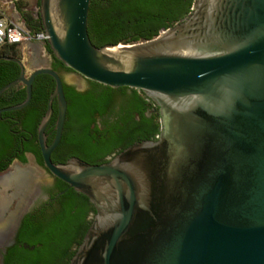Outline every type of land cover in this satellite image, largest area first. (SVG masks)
<instances>
[{"label": "water", "instance_id": "95a60500", "mask_svg": "<svg viewBox=\"0 0 264 264\" xmlns=\"http://www.w3.org/2000/svg\"><path fill=\"white\" fill-rule=\"evenodd\" d=\"M88 1L38 0L50 53L86 79L139 90L159 130L100 163L52 162L61 81L43 66L23 76L6 57L20 72L0 92L19 81L25 94L3 110L29 101L36 74L53 79L35 128L41 166L93 207L67 264H264V0H192L153 37L100 46L86 33Z\"/></svg>", "mask_w": 264, "mask_h": 264}, {"label": "trees", "instance_id": "16d2710c", "mask_svg": "<svg viewBox=\"0 0 264 264\" xmlns=\"http://www.w3.org/2000/svg\"><path fill=\"white\" fill-rule=\"evenodd\" d=\"M192 0H89L86 12L85 28L88 39L94 46L122 41L124 43L149 39L159 30L171 26L185 15ZM38 0H35L37 6ZM20 15L28 28L40 30L39 18L32 17L18 7ZM7 47H15L9 45ZM46 76L36 74L34 82L45 80ZM99 86L97 95H105L111 100L109 106L116 119L103 120V133L99 140L91 143L87 139V118L92 104L88 97L81 96L69 102L67 108L68 132L65 139L70 143L68 148L76 146L84 149L83 157L88 163H99L104 156L116 152L130 143L142 139H153L159 130L158 114L156 109L145 114L151 108V102L134 88L120 86L119 89L91 82ZM33 85V84H32ZM52 83L42 96L41 110L45 108V100ZM24 97V90H19ZM65 97L67 93L63 89ZM119 95L115 103L114 97ZM98 97V96H97ZM34 98L31 87V101ZM27 106L28 114L23 119V126L35 132L38 115H35ZM54 106V104H53ZM102 110L99 109V112ZM136 115V118L133 117ZM77 128H81L77 130ZM41 164L37 148L25 147ZM19 159L24 161V157ZM55 162V161H53ZM5 163L0 165V169ZM54 187L63 192L59 194L61 204L58 209L46 211L39 208L31 217L23 220L19 229V238L31 249H22L21 254L14 260V264H67L73 252V247L79 241L84 231V215L87 198L74 191L61 180L55 178ZM85 201V202H84ZM90 206V205H89ZM84 224V225H83ZM76 235L79 238H76Z\"/></svg>", "mask_w": 264, "mask_h": 264}, {"label": "flooded vegetation", "instance_id": "af4514ba", "mask_svg": "<svg viewBox=\"0 0 264 264\" xmlns=\"http://www.w3.org/2000/svg\"><path fill=\"white\" fill-rule=\"evenodd\" d=\"M26 12L34 18L36 17V7H33L31 10ZM17 16L18 19L28 28L19 11ZM28 29L35 30L34 28ZM26 50H29V55L28 59L24 61L21 58V53ZM6 57L15 58L21 62L23 76H27L30 70L40 66L47 67L58 75L61 81V90L66 106L60 137L57 144L50 151L49 158L52 162H63L69 157H77L83 161H86L83 157L79 156L81 154L83 155L84 149L78 146H76L74 149L68 148L70 143L65 139V135L69 129L67 126L68 104L69 102L76 100L81 96L88 97V100H90V103L93 106L90 108L87 118V124L85 127L87 130L86 136L89 142L95 143L100 139L103 133V120L107 119L108 121H111L116 119V116L111 112L109 107L112 104L111 100L107 99L105 95H97L99 86L91 83L94 81L86 79L78 73L70 70L59 60L53 57L43 39H29L23 42V44L15 47H0V88L6 83L16 79L20 72L19 64L10 59H6ZM26 62L32 65V69H30L28 72H26L24 69ZM69 73L79 75L83 80V84L78 85L74 81H65L63 78L64 74ZM38 74H42L46 76V78L45 80H40L37 82H34V77L32 78L30 83L29 101L21 108L14 110H3V108L16 104L22 101L24 98L19 91L21 89L24 90V86L19 81L6 87L0 92V165L5 163V167L0 169V186L5 187V189H1L0 191V264H14V260L18 255L21 254V250L25 248L29 249L28 247L32 246L27 245L19 238V229L23 220L27 217H31V215H33L41 207H44L46 211H51L55 208L58 209L61 204V199L58 197L60 193L58 192H63L64 190V188L58 190V188L54 187L55 177L48 173L50 176L49 183L42 185V193L40 197L37 200L31 202L32 196H30V187L33 186V175L31 174L30 169L28 167L20 168L19 166L13 167V171L11 172L6 171L7 167L14 160L18 164H24L26 162L27 154H30L34 162L41 166V164L36 161L35 156L27 148H25L31 147L38 149L35 132L33 134L23 126V119L28 114L27 106H29V102L31 103L29 109L35 115H38L39 120L44 111L41 110L42 96L45 91L48 90L51 83L52 86L50 89L52 90L53 87V79L50 75L45 73ZM31 87L33 88L34 93V98L32 101ZM119 87L112 88L119 89ZM63 89H65L67 97H65ZM114 101L115 103L119 101V95L114 97ZM51 107V115L43 129L45 143H49L53 136V125L56 115L54 98L51 101ZM99 109L102 111L99 112ZM155 109L157 112L156 106L151 103V108L147 110L145 114L147 115ZM133 117L136 118V115L133 114ZM77 130L82 132L81 128H77ZM113 153L115 152L104 156L103 161H105ZM20 156L24 157V161L19 159ZM7 177H10L11 179L8 181ZM88 204L90 206L86 204L88 208L86 209L84 215V223L86 222L85 225L83 224L85 227L84 231L93 214V207L89 202ZM83 233L81 234L80 238L76 235V238H79V241ZM75 246L73 247V250Z\"/></svg>", "mask_w": 264, "mask_h": 264}, {"label": "rangeland", "instance_id": "374dc122", "mask_svg": "<svg viewBox=\"0 0 264 264\" xmlns=\"http://www.w3.org/2000/svg\"><path fill=\"white\" fill-rule=\"evenodd\" d=\"M7 3L4 4L5 0H0V10L3 11V13L5 15H8L10 17H14L15 15L18 14V7H20V9L24 10V11H29L33 8V6H35V0H11V2H9L8 0H6ZM36 7V6H35ZM20 21V20H19ZM28 55H29V50L27 51H23L21 53V58L22 60L26 61L28 59ZM24 69L26 72H28L30 69H32V65L29 64L28 62L25 63L24 65ZM64 80L65 81H74L76 84L78 85H82L83 84V80L82 78L74 73H69V74H64ZM20 168H24V167H28L30 169L32 176V183L33 186L30 187V196L31 197V202L37 200L42 191V185L44 184H48L49 180H50V176L48 174V172L40 165L36 164L32 158V156L30 154L26 155V162L24 164H18L15 160L11 162V164L7 167L6 171H13V167H19ZM1 189H5V187L0 186V191ZM29 202V203H31ZM28 203V204H29Z\"/></svg>", "mask_w": 264, "mask_h": 264}, {"label": "built area", "instance_id": "2783aa9c", "mask_svg": "<svg viewBox=\"0 0 264 264\" xmlns=\"http://www.w3.org/2000/svg\"><path fill=\"white\" fill-rule=\"evenodd\" d=\"M8 1L11 2V0ZM6 3L7 1L5 0L4 4ZM44 37L41 30L23 28L0 10V47L9 45L19 46L29 39H44Z\"/></svg>", "mask_w": 264, "mask_h": 264}, {"label": "crops", "instance_id": "0c3cea01", "mask_svg": "<svg viewBox=\"0 0 264 264\" xmlns=\"http://www.w3.org/2000/svg\"><path fill=\"white\" fill-rule=\"evenodd\" d=\"M35 5V4H34ZM35 7V6H33ZM17 24H19L23 28H27L21 21H19L18 16L15 15L14 17H11Z\"/></svg>", "mask_w": 264, "mask_h": 264}, {"label": "bare ground", "instance_id": "6f19581e", "mask_svg": "<svg viewBox=\"0 0 264 264\" xmlns=\"http://www.w3.org/2000/svg\"><path fill=\"white\" fill-rule=\"evenodd\" d=\"M15 173V172H14ZM19 177H20V175H19ZM11 178L10 177H7V180L9 181Z\"/></svg>", "mask_w": 264, "mask_h": 264}]
</instances>
